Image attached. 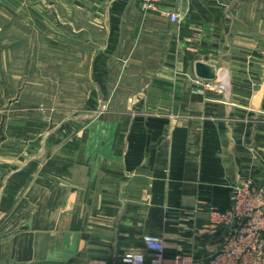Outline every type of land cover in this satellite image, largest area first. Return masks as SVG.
Returning <instances> with one entry per match:
<instances>
[{
  "label": "crops",
  "instance_id": "0c3cea01",
  "mask_svg": "<svg viewBox=\"0 0 264 264\" xmlns=\"http://www.w3.org/2000/svg\"><path fill=\"white\" fill-rule=\"evenodd\" d=\"M245 3L171 2L180 24L139 9L142 22L113 20L118 69L98 58L100 42L91 66L109 77L91 74L95 105L43 134L40 118L2 122L0 264H126L149 253L145 234L208 264L229 185L264 188V0ZM151 37L157 58H122ZM197 62L224 72L228 90L194 85Z\"/></svg>",
  "mask_w": 264,
  "mask_h": 264
},
{
  "label": "rangeland",
  "instance_id": "374dc122",
  "mask_svg": "<svg viewBox=\"0 0 264 264\" xmlns=\"http://www.w3.org/2000/svg\"><path fill=\"white\" fill-rule=\"evenodd\" d=\"M246 1L240 3L246 6ZM162 8H144L141 0H0V134L7 117L40 118L43 134L81 112L84 105H95L91 74L107 76L91 66L100 42L105 48L98 58L112 70L118 69V61L112 59L119 58L117 45L108 37V24L113 20L127 24L129 15L131 22H142L140 11L154 12L168 25ZM140 43H145L143 49L122 58L159 56L160 39ZM127 51L128 46L123 53ZM88 112L89 118L96 113Z\"/></svg>",
  "mask_w": 264,
  "mask_h": 264
},
{
  "label": "built area",
  "instance_id": "2783aa9c",
  "mask_svg": "<svg viewBox=\"0 0 264 264\" xmlns=\"http://www.w3.org/2000/svg\"><path fill=\"white\" fill-rule=\"evenodd\" d=\"M180 0H141L144 8L163 6L162 14L169 22L180 24L182 12L171 6ZM194 85L226 92L229 80L224 72L206 78L193 74ZM230 206L219 214L226 233L216 252L210 255L208 264H264V188L258 187L250 178H241L229 185ZM148 254L130 253L121 257L126 264H201L187 254H164L161 236L143 235Z\"/></svg>",
  "mask_w": 264,
  "mask_h": 264
},
{
  "label": "water",
  "instance_id": "95a60500",
  "mask_svg": "<svg viewBox=\"0 0 264 264\" xmlns=\"http://www.w3.org/2000/svg\"><path fill=\"white\" fill-rule=\"evenodd\" d=\"M195 74H197L200 77H206L210 78L214 76V71L208 66L201 62H197L195 64Z\"/></svg>",
  "mask_w": 264,
  "mask_h": 264
}]
</instances>
